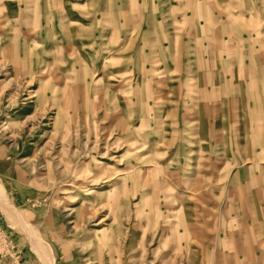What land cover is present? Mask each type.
<instances>
[{
    "label": "rangeland",
    "instance_id": "374dc122",
    "mask_svg": "<svg viewBox=\"0 0 264 264\" xmlns=\"http://www.w3.org/2000/svg\"><path fill=\"white\" fill-rule=\"evenodd\" d=\"M0 264H264V0H0Z\"/></svg>",
    "mask_w": 264,
    "mask_h": 264
}]
</instances>
